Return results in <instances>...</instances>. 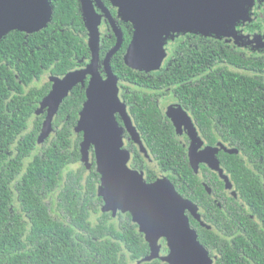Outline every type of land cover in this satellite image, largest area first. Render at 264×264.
Here are the masks:
<instances>
[{
    "label": "trees",
    "instance_id": "trees-1",
    "mask_svg": "<svg viewBox=\"0 0 264 264\" xmlns=\"http://www.w3.org/2000/svg\"><path fill=\"white\" fill-rule=\"evenodd\" d=\"M50 2L46 28L29 35L13 30L0 40V264H139L150 246L129 213L114 217L102 211L92 148L90 167L82 164L83 134L75 130L86 87L73 88L54 117V131L39 142L47 111L36 112L52 85L36 83L46 74L63 77L91 59L80 0ZM121 21L125 40L111 70L158 169L206 210L217 229L199 227V242L217 256L214 264H264V53L187 33L174 47L170 66L137 72L124 60L134 29ZM115 44L107 34L100 58ZM170 87L207 144L222 142L238 151H220L217 160L244 205L233 201L223 205L226 210L209 197L158 105ZM127 148L140 168L131 140ZM203 172L212 192L221 193L218 175ZM147 175V182L156 180L152 170Z\"/></svg>",
    "mask_w": 264,
    "mask_h": 264
},
{
    "label": "water",
    "instance_id": "water-1",
    "mask_svg": "<svg viewBox=\"0 0 264 264\" xmlns=\"http://www.w3.org/2000/svg\"><path fill=\"white\" fill-rule=\"evenodd\" d=\"M107 15L115 34L116 45L105 59L107 77L99 70L100 61V16L92 0H80L85 26L88 30L92 58L86 69L67 73L64 77H51L52 89L42 101L37 115L47 110L39 142L54 131L53 120L60 105L73 88L84 83L87 74L91 80L87 89L81 117L75 132L83 134L81 144L82 164L90 167V149L93 148L97 171L101 176L98 195L104 201L103 212L129 213L132 221L150 246V254L140 263L160 259L167 264H213L207 249L199 242L186 216V210L196 213V207L185 200L165 177L146 183L143 174L129 167L130 153L125 150L123 132L128 131L146 157L148 152L134 126L126 105L119 96L118 78L110 67V59L122 45V34L110 13L97 0ZM117 15L133 26V39L124 54L125 63L137 72H154L161 69L167 52L165 44L173 34H201L203 36L228 37V30L238 21H248V8L240 0H110ZM50 0H0V40L10 31L18 30L33 34L47 27L52 17ZM177 117L186 120L192 138L190 162L198 172L199 164L205 162L217 171L231 187L229 177L223 174L216 154L227 149L219 143L197 154L202 143L192 118L177 105ZM176 112V111H175ZM119 114L125 127L117 121ZM197 154V155H196ZM212 156V161L208 157ZM203 159V161H201ZM166 239L169 253L160 257L159 241Z\"/></svg>",
    "mask_w": 264,
    "mask_h": 264
},
{
    "label": "flooded vegetation",
    "instance_id": "flooded-vegetation-1",
    "mask_svg": "<svg viewBox=\"0 0 264 264\" xmlns=\"http://www.w3.org/2000/svg\"><path fill=\"white\" fill-rule=\"evenodd\" d=\"M100 1L103 4L104 8H106L107 11L110 13V15L113 18L117 28L121 31V34H122V45H121V48H122L123 44H124V40H125V34H124L122 26L120 24L121 20H120V18L117 15V9L112 5L110 0H100ZM107 2L114 9L115 15L112 14V12L110 10V7L107 6V4H106ZM92 3L94 5V7H95V11L100 16V51H101V43H102L103 39L107 36V34L112 33L115 36V38H116V43H117L118 37L115 34L114 29H113L112 25L110 24V21H109L107 15L104 13L103 9L98 4V1L97 0H92ZM249 16L251 17V21H249V22L239 21L237 23V25L234 27V29H233L234 31L232 30V32L235 33V34L233 36L231 35V36H229L227 38L226 37H222L221 40L223 42L227 43L229 46L231 45L233 47H237V48L242 49L243 51H246V52H249V50H250L251 52L264 53V0H253V8L250 9ZM121 22H123V21H121ZM124 23L125 24H130V23H127V22H124ZM85 28H86V26H85ZM86 30H87V28H86ZM188 34H191V33H188ZM186 35L187 34H183V33L179 34V33H177V34L171 35L167 39L166 44H165V49H166V52H167V56H166V59L164 60V62L162 64L161 69L163 67H166V65H168V66L171 65L170 61H171V58L173 56L174 47L176 46L178 41L181 40V39H184L186 37ZM88 41H89V34H88V30H87V44H88ZM121 48L118 51H120ZM110 50L108 51V53L110 52ZM108 53L106 54V56L108 55ZM106 56L104 57V59L100 58V61L98 63V70H99L101 76L104 79L107 77L106 67H105ZM113 57L114 56H112L111 59ZM91 58H92V54H91ZM111 59H110V67H111ZM90 63H91V59L84 66L78 67L75 70L86 69V68H88ZM75 70H72V71H75ZM72 71H70V72H72ZM51 77H55V76H51L50 75L49 78H48V82H46V83H51V85H53L52 82H51ZM91 77L92 76L90 74H87L84 83L83 84L79 83V84L76 85V86L81 85L83 87H86V94H87V89H88ZM118 80H119L118 81V87L120 89V91H119L120 92V99L122 100V97H121V94H122L121 82H120L119 78H118ZM51 89H52V87H51ZM166 91H167V94L166 93L160 94L161 98L159 100V104L158 105L161 108V110L163 112V115L165 117H167L169 119V121L171 122V124L173 125L174 130H175V134H176L178 140L180 141V143L182 144V146L184 147V149L186 150L188 159L190 160V152H191V147H192V143L193 142H192V138L190 136V131L188 129V126H186V123H187L186 120L182 119L181 117H177L176 116V113H179L177 105H179L184 111H186L188 113V115L192 118L194 124H195V121H194L192 115L190 114V112L187 111L183 107V105L180 103V101L176 98V94H175L174 88L173 87L167 88ZM122 102L124 103L123 100H122ZM127 110H128V113H129L128 107H127ZM116 118H117V121H118L119 125L124 128L125 125H124V121L121 118V116L119 114H116ZM133 124H134V122H133ZM134 126H135V124H134ZM195 126H196V124H195ZM139 134H140V132H139ZM199 136H200V134H199ZM140 137H141V134H140ZM123 139H124V147L123 148L125 150H127L130 153V155H131L130 161H129V167L132 170H134V171H138V172L142 173L146 183L150 184L149 182L146 181V179L148 177L147 173L149 171H151V170L156 175V180L158 178H160V177H165V178L168 179L167 175L165 173H162L160 170H159V173H157L153 169H151L150 166H152V164H156V163L152 159L147 147L145 146V143L142 140V137H141V140H142L143 145L145 146V148H146V150L148 152L149 157L145 156V154L141 151L139 145L133 141V139L131 138L130 134L128 133V131L125 128H124V132H123ZM201 139H202V137H201ZM130 140H131L132 145H133V150H135V152L137 153V155L141 159L140 168H134V165L132 164L134 156L131 153V151H129L128 148H127V145H128ZM219 143H222V142H219ZM219 143H217V144H219ZM222 144H224V143H222ZM216 145H209L202 139V143L198 147L199 149L197 151V154L202 156V152H205V150L211 149L212 147H215ZM224 145L227 147V149H230L226 144H224ZM220 151L227 152L225 149H222ZM92 157H93V153H92V150L90 149V163H91ZM216 159H217V154H216ZM201 161H203V159ZM206 169H208L210 172L215 173V174L218 175V177H219V179H220V181L222 183V187H223V190H221V193H219V192L217 194L213 193L211 188L209 187V185H207L205 183V178H204V172L203 171L206 170ZM221 169L223 170V174L229 177V180H230V183H231V187H229V185H227V182L221 177V175L217 171H213L205 162H201L199 164V170H198L197 173H198V176L201 178L202 182L206 185V190L208 191V194L210 195L209 197L213 198L218 206H220V205H222V206L223 205H231V204H233V201L234 202L236 201L239 205H242L243 204L242 200H241V198L239 196L238 191L235 189L234 184L232 183V181L230 179V176L226 174V171L222 167H221ZM151 183H153V182H151ZM176 191L185 200L191 202L196 207V213L195 214H193L189 210H186L185 214H186V216L189 219V223H190L191 228L194 231L197 232L198 238H199V227H202L204 229H208V230H211V231H217L215 226L208 221L207 212H206V210L204 208L201 207V205H199L194 200L190 199L188 194L185 193V194L182 195L177 189H176ZM220 201H221V203H220ZM244 207H246V206H244ZM224 208L227 210L226 207H224ZM119 213H121V212H118L117 215ZM124 214H127V213H124ZM117 215L115 217H117ZM159 245L161 246L160 253L163 252V250L165 252L169 253V248L167 246L166 239H161L159 241ZM212 259L215 262L216 259H217V256L214 255L212 257ZM155 260H160V259H155ZM214 262H213V264H214ZM163 263H166V262H163Z\"/></svg>",
    "mask_w": 264,
    "mask_h": 264
},
{
    "label": "rangeland",
    "instance_id": "rangeland-1",
    "mask_svg": "<svg viewBox=\"0 0 264 264\" xmlns=\"http://www.w3.org/2000/svg\"><path fill=\"white\" fill-rule=\"evenodd\" d=\"M240 1H242L243 2V4H245L246 5V8H248V16H249V12H250V9L251 8H253V0H240ZM249 20L248 21H245V22H249V21H251V17L249 16ZM239 22V21H238ZM238 22H236V23H234V24H232L231 25V27H229V30H228V34H229V36H233L235 33H233L232 32V30L234 29V27L237 25V23ZM234 31V30H233ZM228 36V37H229ZM227 38V37H226ZM231 39V38H230ZM252 42V41H251ZM49 74H46L45 76H43V78H42V81L41 82H37L36 84H37V86H41V85H43V84H45L46 82H48V78H49ZM119 91H120V89H119ZM119 96H120V92H119ZM51 135V134H50ZM211 161H212V163L214 162L213 160H212V156L210 157H208ZM151 167V169H153L155 172H157V173H159V169H158V166L156 165V164H152V166H150ZM162 244V243H161ZM163 245V244H162ZM167 252H165L164 250H163V252H161L160 253V257H164V256H167ZM131 264H137V263H132L131 262Z\"/></svg>",
    "mask_w": 264,
    "mask_h": 264
}]
</instances>
